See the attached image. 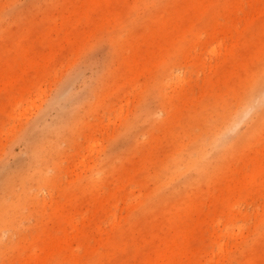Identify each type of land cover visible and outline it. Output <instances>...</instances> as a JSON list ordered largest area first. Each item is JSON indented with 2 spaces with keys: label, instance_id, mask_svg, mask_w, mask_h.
I'll return each mask as SVG.
<instances>
[{
  "label": "rangeland",
  "instance_id": "1",
  "mask_svg": "<svg viewBox=\"0 0 264 264\" xmlns=\"http://www.w3.org/2000/svg\"><path fill=\"white\" fill-rule=\"evenodd\" d=\"M258 89L264 0H0V264H264Z\"/></svg>",
  "mask_w": 264,
  "mask_h": 264
},
{
  "label": "bare ground",
  "instance_id": "2",
  "mask_svg": "<svg viewBox=\"0 0 264 264\" xmlns=\"http://www.w3.org/2000/svg\"><path fill=\"white\" fill-rule=\"evenodd\" d=\"M261 85V84H260ZM258 87V86H257ZM262 98H264V89H258L257 90V92L255 91V92H253L252 93V95H251V97H250V103H249V105H252L253 103H254V101L256 102V100L257 99H262ZM227 133V132H226ZM229 136H226V137H224L225 139L226 138H228ZM197 152H198V154L201 152V147H198L197 146Z\"/></svg>",
  "mask_w": 264,
  "mask_h": 264
}]
</instances>
